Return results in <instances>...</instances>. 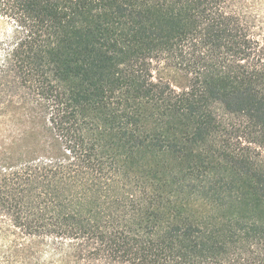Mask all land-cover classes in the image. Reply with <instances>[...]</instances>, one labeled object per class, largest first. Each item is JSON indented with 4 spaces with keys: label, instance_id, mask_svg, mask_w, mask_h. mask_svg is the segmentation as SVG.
<instances>
[{
    "label": "trees",
    "instance_id": "16d2710c",
    "mask_svg": "<svg viewBox=\"0 0 264 264\" xmlns=\"http://www.w3.org/2000/svg\"><path fill=\"white\" fill-rule=\"evenodd\" d=\"M234 2L0 0L25 117L0 264H264V45Z\"/></svg>",
    "mask_w": 264,
    "mask_h": 264
},
{
    "label": "rangeland",
    "instance_id": "374dc122",
    "mask_svg": "<svg viewBox=\"0 0 264 264\" xmlns=\"http://www.w3.org/2000/svg\"><path fill=\"white\" fill-rule=\"evenodd\" d=\"M234 3L235 10L244 16L254 36L264 45V0H236ZM3 30L4 27L0 25V40ZM2 56L3 54H0V59ZM168 78L175 87H183L186 84V79L181 73L170 71ZM28 106L29 104L26 105ZM24 118L22 112L15 111V108H10L0 114V140L6 137L9 139L14 131H18V122Z\"/></svg>",
    "mask_w": 264,
    "mask_h": 264
}]
</instances>
